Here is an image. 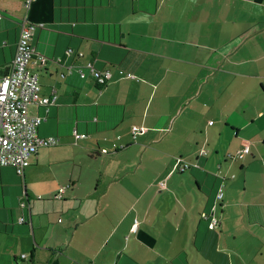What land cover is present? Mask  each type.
Masks as SVG:
<instances>
[{
    "label": "crops",
    "instance_id": "1",
    "mask_svg": "<svg viewBox=\"0 0 264 264\" xmlns=\"http://www.w3.org/2000/svg\"><path fill=\"white\" fill-rule=\"evenodd\" d=\"M23 1L0 0V76L19 23L42 24L29 68L55 102L27 111L57 144L0 167V264H218L239 189L264 222V0Z\"/></svg>",
    "mask_w": 264,
    "mask_h": 264
},
{
    "label": "built area",
    "instance_id": "2",
    "mask_svg": "<svg viewBox=\"0 0 264 264\" xmlns=\"http://www.w3.org/2000/svg\"><path fill=\"white\" fill-rule=\"evenodd\" d=\"M34 0H24L23 5L28 10ZM42 27L40 23H30L24 18L19 23V31L15 43V49L12 59L8 65V70L0 76V167H11L15 173L22 177L26 167L30 163V158L40 147H49L57 144V138L53 136L40 137L37 133L39 124L44 117L32 116L28 114L27 108L31 103L40 102L43 105L54 104L55 95L50 97L40 96V85L37 79V73L29 68L32 62L35 50L32 45V38L37 28ZM68 49L67 52H70ZM82 56V53H78ZM40 63H44L46 58H38ZM85 69H79L81 77L89 73L92 80L97 85H105L110 77L108 71L96 69L91 62L86 63ZM62 75V74H61ZM128 78H134L128 74ZM209 124H212L209 121ZM142 130L139 127H132V134L135 136ZM249 152V146L245 145L236 153V157L242 158ZM207 154L206 150L200 151L201 156ZM192 165L181 157L174 160L171 171L185 172L190 170ZM161 189L165 188V181L158 183ZM64 192V187H60L57 197L60 198ZM221 187L218 189L217 198L221 197ZM23 203L20 207H23ZM205 218H209L205 216ZM24 219L20 217L19 223ZM211 228H215L218 220L212 215L209 218ZM24 257V255H22Z\"/></svg>",
    "mask_w": 264,
    "mask_h": 264
},
{
    "label": "rangeland",
    "instance_id": "3",
    "mask_svg": "<svg viewBox=\"0 0 264 264\" xmlns=\"http://www.w3.org/2000/svg\"><path fill=\"white\" fill-rule=\"evenodd\" d=\"M21 8L20 18H24L27 9L23 3ZM221 98L223 99V96ZM214 108L215 106H213L209 118L212 123L215 121L216 128L221 119H218V115L214 114ZM211 146L209 145L205 150L211 151ZM253 192L250 186L243 187L242 191L239 189L235 200L237 202L240 200L244 205L234 206L226 215V225L224 230L220 231L222 240L218 245V250L221 252L216 257L219 260L218 264H221L224 258L226 259L224 264H264V222L261 215L256 213L255 207L248 206ZM190 257L192 258V256ZM195 258L197 259V255ZM213 262L212 260V264H215Z\"/></svg>",
    "mask_w": 264,
    "mask_h": 264
},
{
    "label": "trees",
    "instance_id": "4",
    "mask_svg": "<svg viewBox=\"0 0 264 264\" xmlns=\"http://www.w3.org/2000/svg\"><path fill=\"white\" fill-rule=\"evenodd\" d=\"M20 264H27V263H20Z\"/></svg>",
    "mask_w": 264,
    "mask_h": 264
}]
</instances>
